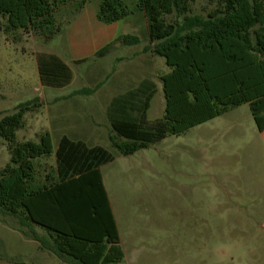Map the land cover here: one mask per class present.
Listing matches in <instances>:
<instances>
[{
    "label": "rangeland",
    "instance_id": "374dc122",
    "mask_svg": "<svg viewBox=\"0 0 264 264\" xmlns=\"http://www.w3.org/2000/svg\"><path fill=\"white\" fill-rule=\"evenodd\" d=\"M99 2L88 0L81 13L73 4L61 6L56 18L63 28L50 40L0 30V118L33 98L43 103L26 116L19 140H36V134L47 129L56 148L63 134L79 131L89 145H101L117 155L110 141L108 104H92L79 95L63 98L75 89L95 87L118 64L117 58L125 60L122 68L128 69L139 60L135 51L149 44L146 22L136 13L119 21L115 31L138 35L139 45L117 42L105 57L74 56L70 43L83 34L93 37L100 25L107 27L96 17ZM212 8L206 0H197L191 13L206 15ZM39 52L66 60L74 75L68 86L41 85L35 57ZM145 54L144 71L135 75L132 69L129 74L134 76L115 92L134 88L143 78L154 79L158 91L147 113L153 121L164 116L166 100L159 76L171 68L163 57ZM9 161L6 144L0 140V169ZM40 163L42 172L43 165L49 168L55 161L52 157ZM101 170L125 252L122 264H264V132L258 131L248 104L133 155H117ZM33 232L46 236L42 228L29 229L0 213V240L9 256H0V264H68L40 248Z\"/></svg>",
    "mask_w": 264,
    "mask_h": 264
},
{
    "label": "trees",
    "instance_id": "16d2710c",
    "mask_svg": "<svg viewBox=\"0 0 264 264\" xmlns=\"http://www.w3.org/2000/svg\"><path fill=\"white\" fill-rule=\"evenodd\" d=\"M97 20L119 22L140 14L146 22V51L171 68L159 76L166 100L162 118L147 117L157 82L143 78L114 96L107 108L110 141L117 155L130 156L248 104L259 132H264V0H206L213 8L192 14L197 0H99ZM88 0H0V30L38 34L50 40L62 31L57 10L73 4L81 13ZM174 15L173 21L166 17ZM136 45L138 35L117 36L96 52L106 54L116 42ZM42 86L63 88L73 80L71 66L59 55H35ZM83 88L75 94H91ZM42 107L38 97L18 104L0 118V140L10 161L0 169V213L33 232L40 248L68 264H122L125 252L100 168L117 155L64 135L53 144L45 129L36 140H19L26 116ZM54 158L47 168L42 159ZM0 256L9 258L0 240Z\"/></svg>",
    "mask_w": 264,
    "mask_h": 264
},
{
    "label": "crops",
    "instance_id": "0c3cea01",
    "mask_svg": "<svg viewBox=\"0 0 264 264\" xmlns=\"http://www.w3.org/2000/svg\"><path fill=\"white\" fill-rule=\"evenodd\" d=\"M106 25H107V27H103L104 25H100L98 32L93 37H90L87 34H83V35H81L79 40H76V41H73V43H70L71 53L76 57H80L83 60H86V58H88L89 56L96 55V52L99 49H101L102 47H104L108 43L112 42L117 36H120V35H116V31H115L117 26H118V22L112 23V24H106ZM124 35H126V34H124ZM148 42H149V40H148ZM118 43L123 44L122 42H119V41H118ZM140 43H141V39H140V42L136 45H139ZM123 45H125V44H123ZM126 46H134V45H126ZM146 47L143 48V50H141V51H137V50L135 51V54L138 55L139 60L128 64V65H130V67H128V69H125V67L122 68V66H124L123 64H124L125 60H123L122 58H117V59H115V61L116 60L119 61L118 64L113 66L111 68V70L109 72H107V74L104 76V78L100 81V83H98L95 87H82L79 89H75L72 91L71 94H68L67 96H65L63 98L67 99V98L79 95V96H85L89 100V102L92 104L94 102H96L95 104L104 103V104L109 105L111 99L114 96L118 95V94H116L115 91L117 89H119L120 87H122V88L125 87V83H127V81H128L127 78L134 76V75L131 76L129 74V72H131L132 69L135 70V75H137L141 71H144V66L146 64V62L144 60L145 55H146L145 52H151L148 50L146 51ZM109 53H110V50L106 54H104L103 56H100V57H105ZM133 74H134V72H133ZM114 79H116V81H113ZM139 82H140V80H139ZM43 87H45V86H43ZM83 88H91V89H94V91L91 94H75V91L83 89ZM40 101L42 103V100H40ZM50 103H51V101H50ZM42 106H43V103H42ZM104 107L105 106H103V108ZM64 135H66V134H63L62 136H64ZM66 136H68L69 138H71L73 140H82V141L88 142V139L85 138L84 134L79 133V131H74L72 133H68V135H66ZM115 161H116V159L113 162H115ZM101 168H100V171H101V175H102L104 186H105L104 176H103ZM107 194H108V192H107ZM109 201H110V199H109ZM110 205H111L114 217H115V213H114L111 202H110ZM115 220H116V217H115ZM116 223H117V221H116Z\"/></svg>",
    "mask_w": 264,
    "mask_h": 264
}]
</instances>
